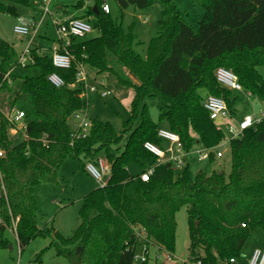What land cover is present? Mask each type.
I'll list each match as a JSON object with an SVG mask.
<instances>
[{
    "label": "trees",
    "instance_id": "trees-1",
    "mask_svg": "<svg viewBox=\"0 0 264 264\" xmlns=\"http://www.w3.org/2000/svg\"><path fill=\"white\" fill-rule=\"evenodd\" d=\"M92 1L95 6L88 8L80 1L75 8L81 13L75 17L87 20L97 33L72 40L74 59L69 71L57 69L52 56L34 49L24 73L14 70L6 78L17 66L18 53L0 38V150L5 151L0 159V217L4 221L0 249L9 246L5 235L12 220L19 218L22 249L37 238H53L51 247L57 257L72 264H135L141 245L137 230L145 231L147 245L174 253L177 214L187 208L191 260L204 253L203 264L242 261L253 234L264 231V120L242 139L232 141L228 179L216 172L193 177L189 165L176 174L172 165H158V158L145 144L163 147L160 129L179 135L186 152L197 143L191 132L207 149L223 141L224 134L204 108L205 101L209 96L221 98L231 116H236L238 97L218 83L219 68L231 70L246 92L264 102L260 71L264 69V0H192L204 10L197 28L187 21L176 0H118L122 10L129 6L146 10L157 1L162 3L160 30L150 41L147 58L135 51L134 26L125 30L104 12L103 0ZM10 6L32 8L29 0H0V12L8 13ZM81 65L99 76L110 74L125 87L131 86V77L138 81L130 117L124 122V134L130 136L123 151V135L108 123L93 121L90 136L72 137V117L89 107L88 99L81 97L83 85L77 84ZM53 74L66 86H54L49 80ZM149 99L163 104L157 124L149 118L145 105ZM5 109L25 113V137L20 135L16 144L11 135L14 126L2 113ZM101 156L111 165L112 175L105 188L83 199L75 234L65 237L54 229H40L36 187L57 183L69 158L86 172L87 162ZM131 164L143 172L154 168L150 181L133 176L128 171ZM46 251L38 257L40 264Z\"/></svg>",
    "mask_w": 264,
    "mask_h": 264
},
{
    "label": "rangeland",
    "instance_id": "rangeland-1",
    "mask_svg": "<svg viewBox=\"0 0 264 264\" xmlns=\"http://www.w3.org/2000/svg\"><path fill=\"white\" fill-rule=\"evenodd\" d=\"M83 1L85 8L94 7L92 0H54L52 5L49 3L51 10L62 9L70 10V12H77L75 6ZM111 9L112 18L119 24H122L125 30H129L134 26L135 51L143 58H147L148 47L150 41L155 38L160 30V20L162 18L163 5L161 2H156L152 7L146 10H139L133 6H129L126 10H122L118 0H106ZM176 4L182 14L187 18V21L198 27V22L204 15V10L194 5L192 0H176ZM19 15L24 16V8H19ZM147 21V22H145ZM18 22V17L9 13L0 12V38L12 45L15 50L21 55L25 47L29 44L30 37L19 36L14 33V27ZM49 26V25H47ZM44 29H42L43 31ZM41 31V32H42ZM51 32L46 33L53 37ZM55 32V31H54ZM53 32V34H54ZM44 33V32H43ZM42 33V34H43ZM41 34V35H42ZM37 39L32 46V50L36 48ZM45 52V51H43ZM46 53V52H45ZM48 54V53H47ZM261 74L264 76V69H261ZM22 73V70L20 71ZM94 77L97 75L94 71H90ZM131 77V76H130ZM98 78V79H97ZM131 86L125 87L121 85L118 80L110 75H100L96 80L91 78L89 84L95 87L97 91L90 93L87 96L89 107L86 115L90 121H100L111 124L114 130L123 135V142L121 144V151L127 143L130 133L124 134V122L130 117L131 103L135 96V89L138 85L137 80L131 77ZM104 84L101 87L98 83ZM110 91L111 95L102 98L98 91ZM238 100L236 104L237 118L241 119L244 115H260L264 112V102L260 99H251L250 105L244 103V98L241 93H237ZM147 106L149 118L154 123H159L160 116L163 112V104L158 99H149L145 102ZM9 110V109H8ZM3 110L2 113L9 118L13 112ZM140 124V120L136 123L135 128ZM12 135L14 144L22 138ZM201 149L200 141L197 139L196 145L193 147L188 157L190 170L193 177L199 173L212 175L213 173H224L228 177L232 171V149L230 145H225L222 148L223 158L217 160L215 163L208 161H198L197 151ZM1 151V150H0ZM5 154V151H2ZM106 158L105 156H101ZM88 163V162H87ZM185 169L175 171L176 174H182ZM128 171L133 176H140L143 170L137 165H129ZM98 183L81 169L77 161L69 158L65 162L63 168L59 171L57 183H40L36 187V198L39 206L37 214V225L40 229L48 228L54 229L56 232L65 237H71L75 234L80 225L79 211L82 207L83 199L95 189H98ZM177 243L176 250L172 253L175 261L178 264H186L190 259V232L188 224L187 208H183L177 214ZM141 233V230H137ZM9 242L6 249H0V264H40L38 261L39 255L47 250L43 255V264H72L65 258L57 257L54 247H51L54 242L53 238H37L32 241L25 248H20L18 240L11 231H7L5 235ZM264 247V231H256L252 239L247 243L243 253V260L239 264H247L246 258L250 256L255 248ZM151 258L154 259L158 252L156 248H151ZM143 254V247L139 246L137 249V256ZM150 258L149 264H159ZM137 264V263H135ZM161 264V263H160Z\"/></svg>",
    "mask_w": 264,
    "mask_h": 264
},
{
    "label": "built area",
    "instance_id": "built-area-1",
    "mask_svg": "<svg viewBox=\"0 0 264 264\" xmlns=\"http://www.w3.org/2000/svg\"><path fill=\"white\" fill-rule=\"evenodd\" d=\"M31 3L38 2H50L52 0H29ZM44 4L41 6V11L43 12V17L35 22L31 20H26L24 18H19L17 24L14 27V33L19 36L30 37L29 44L26 49L23 51L22 55L19 57L17 65L23 68H26L27 65L32 63V46L35 38L38 36L42 27L46 22V18L51 14V9L49 4ZM103 10L106 14L111 13L110 6L106 0H103ZM55 26V35L58 40V47L52 53V59L54 66L59 70L69 71L73 62V55L70 51L72 45V40L74 38L85 39L90 36H95L96 31L93 29L92 25L84 19L76 18L71 16L65 21L55 20L53 22ZM13 73V69L9 72L6 78ZM216 78L218 83L222 88L232 93H242L244 96L250 100L253 98V95L250 92H246L239 82L237 76L231 71L225 68H219L216 73ZM93 78L91 73L86 66L81 65L77 74V84L83 85L84 93L81 95L82 98H87L90 91H97L96 88L91 87L89 80ZM96 80L95 78H93ZM50 82L57 88L65 87L66 82L58 75L53 74L49 77ZM101 87H104V84L98 83ZM71 89L75 85L69 86ZM98 94L102 98H106L111 95L110 91H98ZM204 108L210 114V118L217 124V127L220 131L224 133V140L219 146L214 149H201L197 151L199 161H209L212 157L221 159L223 157L222 148L226 144H230L234 140L242 139L245 135V132L251 128L256 127L261 124L264 120V112L262 111L260 115H247L241 121L234 122L230 114L228 105L225 100L209 96L204 104ZM86 111H80L76 113L71 119V127L73 131V139H86L90 136L92 129V121H90L85 114ZM25 113L22 111L14 110L13 115L8 118L10 123L14 126L12 128L11 134L15 136L25 137L27 126L24 122ZM159 137L164 140V146L159 147L153 143H146L145 149L155 155L158 158V165H172L173 169L176 171H181L187 167V160L189 157V152H186L179 135L167 130L160 129ZM4 152L0 151V159L4 158ZM86 172L98 183L99 188H105L111 178V165L109 164L106 158L99 157L95 161L88 162L86 165ZM154 174V168L146 172H143L140 175V178L144 182H149L150 178ZM5 190V187L2 188ZM4 221L0 217V224H3ZM19 218L12 220V226L8 231H11L18 240V227ZM245 227V225H243ZM140 230V229H139ZM140 238L141 245L143 247V254L141 256L135 257V263L145 264L150 262L151 252L150 246L147 245L146 239L147 235L144 230H141V233L136 232ZM157 249V253L154 256V261H159L160 264H178L172 253L166 251L159 245H152ZM200 258L196 260L189 259L186 264H203L201 258H204V253H200ZM156 264V263H155ZM217 264H238L236 260L230 261H218ZM248 264H264V248L255 249L248 259Z\"/></svg>",
    "mask_w": 264,
    "mask_h": 264
},
{
    "label": "crops",
    "instance_id": "crops-1",
    "mask_svg": "<svg viewBox=\"0 0 264 264\" xmlns=\"http://www.w3.org/2000/svg\"><path fill=\"white\" fill-rule=\"evenodd\" d=\"M52 1H54V0H52ZM52 1H50V2H46L47 4H49L50 3V5L51 6H53L52 5ZM45 2H38V3H31V6H32V8H24V13H25V15L24 16H21V15H19V8H16L17 9V13H18V19L19 18H24V19H26V20H31V21H35V22H37V21H39L42 17H43V12L41 11V6H43L44 4H46ZM51 9V8H50ZM180 10V9H179ZM81 12H70V10H62V9H54V10H51V14L46 18V22H45V24H44V26L42 27V29H44L43 31H42V29H41V31L39 32V34H38V36H39V38L40 39H37L38 41H37V45H36V48L35 49H39V51L41 52V53H45V54H47L48 53V55H50V56H52V53H53V51L58 47V40L56 39V35H55V26H54V24H53V22L55 21V20H59V21H65L66 19H68L69 17H71V16H78V14H80ZM145 22H147V21H145ZM47 25H49V26H47ZM53 30V32H54V34H53V32H51L52 34H50V35H53V37H50L49 35H46V33H48V32H50V30ZM45 31H46V33H45ZM44 32V33H43ZM43 33V34H42ZM42 34V35H41ZM37 36V37H38ZM36 39V38H35ZM34 42H35V40H34ZM34 44V43H33ZM15 49V48H14ZM25 49H26V47H25ZM24 49V50H25ZM43 51H45V52H43ZM18 53V52H17ZM23 53V52H22ZM22 55V54H21ZM19 53H18V59H19V57L21 56ZM17 68V69H16ZM16 68H13V73L16 71H18V72H20L22 69H25V68H23V67H20V66H16ZM88 68V67H87ZM15 70V71H14ZM88 70H89V73H91L90 71H92L90 68H88ZM23 71V70H22ZM22 73H24V72H22ZM96 73V72H95ZM92 75V77L93 78H95L96 79V77L97 76H99V75H96L95 77H94V75L93 74H91ZM98 79V78H97ZM137 83H138V81H137ZM138 86V85H137ZM234 94V93H233ZM242 94V93H241ZM243 95V98H244V103L246 104V105H250V103H251V99L250 100H248L245 96H244V94H242ZM235 96H237V93H235ZM238 97V96H237ZM253 99H255V98H253ZM236 108V107H235ZM247 115H249V114H247ZM247 115H244L241 119H238L237 118V115L236 116H232V120L234 121V122H238V121H241L245 116H247ZM216 124V123H215ZM217 125V124H216ZM218 128V127H217ZM224 134V133H223ZM191 135L197 140L198 139V136L195 134V133H193V132H191ZM199 140V139H198ZM224 140V139H223ZM221 144V143H220ZM219 144V145H220ZM231 144H232V142L230 143V144H228V145H230L231 146ZM218 145V146H219ZM227 145V144H226ZM225 146V145H224ZM216 148V147H215ZM201 149H204V147L201 145ZM200 149V150H201ZM207 149V148H206ZM212 149H214V148H212ZM232 149V148H231ZM192 151V150H191ZM190 151V152H191ZM199 151V150H198ZM190 152H189V155H190ZM214 159L213 160H209L208 162H210V163H215L217 160H219L218 158H215V157H213ZM223 158V157H222ZM221 158V159H222ZM198 161H199V158H198ZM201 162H203V161H201ZM187 163H188V161H187ZM190 166V164L188 163L187 164V166ZM87 173V172H86ZM88 174V173H87ZM221 174V173H220ZM89 175V174H88ZM155 248L154 246H150V248ZM163 248V247H162ZM264 248V247H263ZM255 249H257V248H255ZM254 249V250H255ZM253 250V251H254ZM249 257L250 256H248L247 258H246V260H247V264H248V259H249ZM240 262H238V264H239Z\"/></svg>",
    "mask_w": 264,
    "mask_h": 264
},
{
    "label": "water",
    "instance_id": "water-1",
    "mask_svg": "<svg viewBox=\"0 0 264 264\" xmlns=\"http://www.w3.org/2000/svg\"><path fill=\"white\" fill-rule=\"evenodd\" d=\"M94 10L97 11V7H95ZM8 13L15 16V17H18L16 7H13V6L8 7Z\"/></svg>",
    "mask_w": 264,
    "mask_h": 264
}]
</instances>
